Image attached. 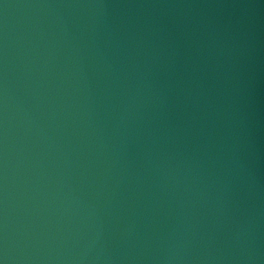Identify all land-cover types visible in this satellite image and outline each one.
<instances>
[{
    "label": "water",
    "instance_id": "water-1",
    "mask_svg": "<svg viewBox=\"0 0 264 264\" xmlns=\"http://www.w3.org/2000/svg\"><path fill=\"white\" fill-rule=\"evenodd\" d=\"M0 264H264V0H0Z\"/></svg>",
    "mask_w": 264,
    "mask_h": 264
}]
</instances>
